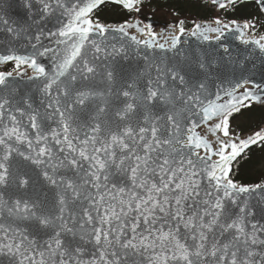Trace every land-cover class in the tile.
Returning <instances> with one entry per match:
<instances>
[{
  "label": "snow or ice",
  "instance_id": "obj_1",
  "mask_svg": "<svg viewBox=\"0 0 264 264\" xmlns=\"http://www.w3.org/2000/svg\"><path fill=\"white\" fill-rule=\"evenodd\" d=\"M109 4L122 22H101ZM24 5L30 23L0 18V264H264V180L233 172L264 128L230 125L264 104L244 75L259 16L172 9L157 32L151 0Z\"/></svg>",
  "mask_w": 264,
  "mask_h": 264
},
{
  "label": "trees",
  "instance_id": "obj_2",
  "mask_svg": "<svg viewBox=\"0 0 264 264\" xmlns=\"http://www.w3.org/2000/svg\"><path fill=\"white\" fill-rule=\"evenodd\" d=\"M151 7L155 8V13L148 12L146 14L151 18L166 21L165 13L171 15V10L175 9L180 12L181 17H192L198 20H211L215 16H220L223 20L231 19L244 20L253 15L259 16L261 25H258L256 33L264 32V15L259 13V9L255 3L245 2L239 4L235 10H221L219 13L210 9L201 1L196 0H151ZM101 22L103 23H120L126 18V13L119 11L114 5L109 4L98 13ZM190 26V25H189ZM251 104L250 108H241L238 115H242L247 119L250 125L246 128L238 127V133L250 130L264 123V109ZM236 113L233 114V116ZM264 153V147H255L240 156L233 165L235 179L240 183L252 184L260 182L264 178V169L260 170L261 154Z\"/></svg>",
  "mask_w": 264,
  "mask_h": 264
},
{
  "label": "water",
  "instance_id": "obj_3",
  "mask_svg": "<svg viewBox=\"0 0 264 264\" xmlns=\"http://www.w3.org/2000/svg\"><path fill=\"white\" fill-rule=\"evenodd\" d=\"M248 1H255V0H248ZM32 11H34V9ZM28 16H29V9L25 7L24 0H0V18L7 20L9 22V26L17 27L20 25H24L26 23H30ZM5 27L6 26L4 24L0 23V42L11 39V35L6 32ZM225 42H230L234 50H238L243 55H247V53L243 51L245 46L240 45L239 41H236L234 37L229 36L228 41ZM213 43L215 42L213 41ZM237 46H239L238 49ZM249 59L250 62L247 63V68L249 69V71L245 72L244 75L250 76L256 83H264V65H262L261 63V54L258 51H256L254 55L251 56ZM253 64L255 65V67H253ZM246 87H252V85L249 84L246 85ZM239 91L243 92V88H241ZM225 99L227 98L225 97ZM253 102L255 104H262L255 101ZM261 128H264V126H260L254 129L253 131L243 134L241 136L246 137L247 135H251L252 133H254L255 131ZM204 131H206V129ZM209 139H213V137L210 134H209Z\"/></svg>",
  "mask_w": 264,
  "mask_h": 264
},
{
  "label": "rangeland",
  "instance_id": "obj_4",
  "mask_svg": "<svg viewBox=\"0 0 264 264\" xmlns=\"http://www.w3.org/2000/svg\"><path fill=\"white\" fill-rule=\"evenodd\" d=\"M165 15L167 16V20L166 21H172L174 19V17L172 15H169L167 13H165ZM163 23L165 21H162ZM160 27H158V25H156L154 27V29L157 31L159 30ZM3 68H1L0 70H2ZM264 109V106L262 107ZM250 125L249 122H247V119L245 117H243L242 115H238L236 117H234L232 119V123H231V128L234 130L235 133H238V127H241V128H246ZM251 126V125H250ZM261 163L260 165H258L260 167V170H263L264 169V153L261 154Z\"/></svg>",
  "mask_w": 264,
  "mask_h": 264
}]
</instances>
